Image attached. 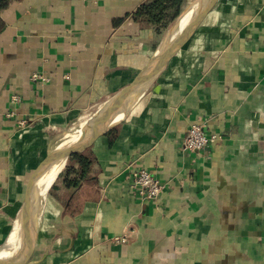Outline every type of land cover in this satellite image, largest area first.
<instances>
[{
	"label": "crops",
	"instance_id": "1",
	"mask_svg": "<svg viewBox=\"0 0 264 264\" xmlns=\"http://www.w3.org/2000/svg\"><path fill=\"white\" fill-rule=\"evenodd\" d=\"M146 1L17 0L0 12V249L22 245L30 172L69 126L137 77L172 28L158 36L134 19ZM184 1L182 12L197 0ZM193 124L220 138L182 150ZM88 149L94 181L69 194L57 179L67 160L32 212L23 264H264V0H217ZM140 169L165 185L156 200L131 188Z\"/></svg>",
	"mask_w": 264,
	"mask_h": 264
},
{
	"label": "water",
	"instance_id": "2",
	"mask_svg": "<svg viewBox=\"0 0 264 264\" xmlns=\"http://www.w3.org/2000/svg\"><path fill=\"white\" fill-rule=\"evenodd\" d=\"M216 2L217 0H198L197 7L192 11V14L190 15L188 21L181 28L179 36L174 45L164 54L156 56L155 53L148 65L137 75V77L130 84L122 88L112 98L107 100L93 115H91L88 128L83 131V133L80 135V138L66 147L53 149L30 172L27 183L24 187L18 214V237L21 240L22 245L20 249L11 257H0V264H23L30 256L33 242L30 227L32 209L29 202L30 187L28 181L40 175L52 164L58 163L61 160H64L65 166L67 160L72 155L80 153L87 149L97 136L103 134L108 128L99 133L97 132L98 126L105 121V118L110 113H112L115 107L120 102L125 100L135 88L142 84L147 85L160 73V71L168 64V62L187 44V42L194 34L196 28L203 21L206 14L211 10ZM182 13H184V11ZM182 13L180 14V16L182 15ZM179 17L175 20L173 26L176 24Z\"/></svg>",
	"mask_w": 264,
	"mask_h": 264
},
{
	"label": "bare ground",
	"instance_id": "3",
	"mask_svg": "<svg viewBox=\"0 0 264 264\" xmlns=\"http://www.w3.org/2000/svg\"><path fill=\"white\" fill-rule=\"evenodd\" d=\"M198 5V0L196 3H194V6L189 8L188 10H185L184 13L179 17L176 24L168 31L165 38L163 39L161 45L159 46L156 56H159L160 54L166 53L176 42L181 28L184 26V24L188 21L190 15L192 14V11L195 10V8ZM146 89V84H142L135 88L131 94L122 102H120L114 109L112 113H110L106 118L105 121L100 124L97 128V132H102L105 129L109 128L111 125L121 121L127 113L132 109V107L139 101L141 96L143 95L144 91ZM105 101V100H104ZM118 111V113H117ZM117 115L113 117L115 114ZM87 124L79 123L78 126H76L72 131L67 132L66 135H64L61 140L58 142L56 149H60L62 147H66L72 143H74L78 138H80V135L88 128L89 120H84ZM64 166V160L59 161L58 163L52 164L49 168L46 169L42 179L38 183V185L31 189L29 193L30 197V205L32 212L35 214H40L46 194L48 191L49 186L52 184L54 178H56V175L59 173V171ZM33 247V246H32ZM10 250L8 249H0V257H11Z\"/></svg>",
	"mask_w": 264,
	"mask_h": 264
},
{
	"label": "trees",
	"instance_id": "4",
	"mask_svg": "<svg viewBox=\"0 0 264 264\" xmlns=\"http://www.w3.org/2000/svg\"><path fill=\"white\" fill-rule=\"evenodd\" d=\"M14 1L17 0H0V12ZM184 2V0H147L138 7L134 13V19L148 23L155 28L158 36L162 35L170 29L180 16ZM95 171L94 157L87 148L68 159L67 165L57 179H62L64 189L69 194L73 193L74 195L84 183L94 181L92 174Z\"/></svg>",
	"mask_w": 264,
	"mask_h": 264
},
{
	"label": "built area",
	"instance_id": "5",
	"mask_svg": "<svg viewBox=\"0 0 264 264\" xmlns=\"http://www.w3.org/2000/svg\"><path fill=\"white\" fill-rule=\"evenodd\" d=\"M32 80H45L40 75L34 74L31 77ZM217 134H206L203 130V126L199 124H193L189 127L181 148L189 153H198L209 147L219 139ZM131 188L137 194L140 200L152 201L156 200L160 194L163 193L165 185L154 177V175L145 170L140 169L131 173ZM126 236L121 235L119 237L112 238V242L124 243Z\"/></svg>",
	"mask_w": 264,
	"mask_h": 264
},
{
	"label": "rangeland",
	"instance_id": "6",
	"mask_svg": "<svg viewBox=\"0 0 264 264\" xmlns=\"http://www.w3.org/2000/svg\"><path fill=\"white\" fill-rule=\"evenodd\" d=\"M91 114H92V112H91V113H88L87 115H85L84 117H82L81 119H79L78 121H76L75 123H73L71 126H69V127L63 132L64 135H66L67 132L72 131L76 126H78L79 123L87 124L86 121H84V120H89V121H90V116H91ZM64 135H62L61 137H63ZM59 140H60V139H59ZM57 144H58V141H57V143L54 145V147L57 146ZM55 148H56V147H55ZM46 196H47V194H46Z\"/></svg>",
	"mask_w": 264,
	"mask_h": 264
}]
</instances>
